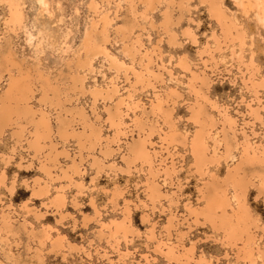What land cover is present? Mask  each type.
Segmentation results:
<instances>
[{
	"label": "rangeland",
	"instance_id": "374dc122",
	"mask_svg": "<svg viewBox=\"0 0 264 264\" xmlns=\"http://www.w3.org/2000/svg\"><path fill=\"white\" fill-rule=\"evenodd\" d=\"M42 1L45 6L39 5L37 0H0V47L4 40L8 39L15 58L22 68L29 70L35 86L38 87L39 83L36 84L37 72L34 73V69L42 75V80L47 81L51 89L47 93L48 103L61 102L60 106L64 111L74 113L79 121L76 127L78 131L82 130L79 125L82 116L83 121L92 124L99 131L101 145L99 140L93 150L82 151L78 173L72 175L71 157L79 152L76 143L73 139L66 142L57 140L59 144L53 155L58 165L51 170L53 180H50L41 172L37 158H33L31 152L23 149L24 142L14 146L10 135L6 133L0 141V158H12L6 165L0 160V179H3V185L0 186V208L5 212L9 210L13 215H10V229L0 233V264H11L4 258L5 251L17 257V262L20 260L21 264H168L165 259L153 253L154 245L148 236L153 229L157 239L167 241L163 227L170 214L175 216L174 229L181 233L184 247L192 249L188 264H247L244 260L236 261L235 250L224 245L220 240L221 233L214 232L208 225L193 223L189 226L191 229H188L184 222L187 207L200 210L205 206L199 199L198 192L203 181H210L213 176L218 184L226 185L227 170L237 163L240 149L233 151V159L226 161L221 158L218 164L206 166L204 175L199 176L194 173L187 145L183 148L173 143L167 152L162 148L160 137L169 131L161 115L149 113V104L154 99L153 94L160 95L161 99L166 101L165 94L169 89H175L180 97L171 98L177 99L172 111L173 131L188 142L196 131V126L189 120L190 107L195 102V97L187 87L189 74L177 64L180 60L185 61L192 71L199 73L203 69L200 59L209 60V55L212 54L217 67L208 62L214 71L213 76H210L212 73H207L212 80L211 87L205 93L207 100L219 107V110L225 109L236 119L234 130L239 143L242 141L239 133L244 129L253 146L264 148V82L256 99L252 91L244 87L239 77L241 72L245 73L246 65L251 64L255 70L252 71L253 68L250 67L247 69L254 74V81H264V29L257 19L254 0H244L249 1L251 7L247 14L236 7L232 0H219L222 9L241 27V46H238L237 41L229 42L223 39L217 24L209 19L206 2L181 0L180 11L177 6L179 0H158L154 10L149 12L145 10L143 3L135 0L139 26L131 37L139 35L143 47L149 51H153L155 46L158 47V51L153 53V61L161 81L157 80L152 86L144 82L137 83L133 87L125 80L122 72L109 68L103 57L93 60L91 71L75 70L73 64L71 68L66 66L82 53L84 32L92 19L97 20V16L89 9L90 0ZM260 1L259 7L264 9V0ZM100 6V13H106L110 18L115 14L117 16L108 28L111 35L107 48L118 60L128 64L130 57L123 53L126 40H121L114 33L128 17L125 16V0H111L109 4L102 3ZM12 9L18 10L20 15L19 24L15 26L9 25ZM166 9L171 11L175 20L179 19L178 24L171 26V30L177 35L176 40L181 43L174 48L166 44V37L160 31L162 13ZM185 30L195 35V46L191 45L187 38H182L181 34ZM214 38L222 41L219 49ZM232 50L235 53L241 52L242 62L231 59ZM138 58H133V66L137 70ZM162 66L170 71L171 76ZM74 72L85 76V90H104L111 80L118 92L111 99L102 100L98 97L92 106L89 92L86 91L82 95L72 87L71 78L76 76ZM247 76V73L244 74V78ZM4 85V80H0V90L4 89ZM41 97L39 87L35 88L31 106L48 114L49 122L55 131L54 108L41 106ZM121 101L128 105V109L124 105L119 106L123 115L124 135L116 136L114 129L109 127L107 109L110 111ZM137 101L144 105L146 114L142 113V104L136 109L133 108ZM246 104L258 108L259 121L251 120ZM209 113L217 121L215 129L219 128L218 114L210 108ZM136 117L147 126L150 123L156 126L157 131L149 137L155 165L161 168L164 164L169 165L172 159L174 166L171 179L165 178L161 173L157 179L162 197L156 200L154 210L145 203L143 183L146 179V167L140 169L138 163H135L127 172L122 160L125 142L129 145L133 141L132 138H136L137 129L132 124ZM217 130L210 131V134L216 133ZM88 132L89 130L85 129V133ZM52 139L55 140L56 135H53ZM106 143H110L109 150L101 161V170L96 172L97 169L91 165L92 154L97 156L100 148H104ZM208 145L212 146V143ZM220 151L217 150V153ZM168 154L171 158H168ZM64 170L71 175L70 180L60 178ZM240 174L243 175V172ZM245 177L257 183V180L248 174ZM36 182L40 187L46 183L48 193L33 197L31 188ZM11 186L13 190L10 194L8 189ZM226 189L228 196H231V187L227 185ZM113 190L116 191L114 201L111 200ZM57 192L63 195L64 207L54 212L49 204ZM252 192H255L256 196L250 200ZM260 199L257 189L249 186L243 203L255 221V227L252 225L250 228V232L255 235V244L252 243L251 246L253 264H264V219L254 207L259 206ZM231 205L235 207V202H231ZM126 207L129 213L124 214ZM100 224L105 226L102 228V234H98ZM115 229L119 231L115 238L120 255L112 249L114 241L108 233L109 230ZM124 230L128 231L126 239L123 238ZM174 237L172 235L170 241H175ZM56 241L61 242L62 248L54 253L51 243ZM70 247L75 250H70ZM36 250L39 261L35 258Z\"/></svg>",
	"mask_w": 264,
	"mask_h": 264
},
{
	"label": "bare ground",
	"instance_id": "6f19581e",
	"mask_svg": "<svg viewBox=\"0 0 264 264\" xmlns=\"http://www.w3.org/2000/svg\"><path fill=\"white\" fill-rule=\"evenodd\" d=\"M111 0H100L96 2L95 0H90L89 9L94 15L97 16V20L92 19L91 24L85 30L84 36L82 38V53L79 54L72 63H67L66 66L71 68L72 64L74 69H85L86 71H91L93 69L92 62L98 57H103L108 64V67L114 69L116 72H122L125 80L132 85L137 83H145L152 86L157 80L161 81L160 76L156 73L157 69L153 61V53L158 51V47H154L153 51H149L146 47H143V43L139 35L134 38L131 37L133 31L137 29L138 25V12L136 10L135 0H125L126 3V15L127 19L114 30V33L121 39L126 40L123 45V53L130 57L129 63L126 64L124 61L118 60L107 48L110 41V28L113 20L117 18L116 14L113 18H110L106 13H100V4H109ZM143 3L145 10L151 12L157 5L158 0H137ZM207 3V13L209 19L213 20L225 41L234 42L237 41L238 46L243 44V33L241 27L225 12L219 0H201ZM236 7H238L244 14L249 11V1L244 0H232ZM39 5L45 6L42 0H37ZM253 5L257 7L256 16H258V21L264 29V9L259 7L260 0H254ZM170 4V2H169ZM174 5V4H173ZM178 8L181 11L182 4L179 0ZM251 8V7H250ZM19 11L12 9L9 14V25L15 26L19 24ZM162 22L160 23V31L166 37V44L171 48L180 46V42L176 40L177 35L171 30L173 24H178L179 19H174L170 10L166 9L162 13ZM152 25V24H151ZM182 38H187L191 45L195 46L196 37L193 33L185 30L181 34ZM217 49L220 48L222 41L214 38ZM201 55V54H200ZM138 56L136 60L138 62L139 68L135 69L133 66V58ZM231 59L238 62H242L241 52L235 53L231 51ZM202 70L198 72L192 71L189 65L185 61H179L178 66L189 74L190 77L187 79V87L189 92L195 97V102L190 107L191 115L189 117L190 123L196 126V131L186 142V138L178 137L173 131L174 119L172 118L173 107L176 105L177 99H171L173 96L178 98V92L175 89H169L165 94L166 101L161 99L158 94H153L154 99L150 101L149 113L161 115L164 125L166 126L168 133H163L160 137L161 146L165 151L173 144H179L183 148L188 146V155L192 158V166L194 168V173L199 176L204 175L205 167L210 164H218L219 160L228 161L233 159V151L237 148L240 149L239 157L237 163L234 164L233 168L227 170L226 173V185L221 186L217 181L211 176L210 181H203L202 187L199 189V199L205 204L200 210L186 208V227L191 229L189 226L191 223L195 225L205 226L208 225L214 232H219L222 234L220 239L224 245L232 250H235L236 261L244 260L247 264H253L254 257L251 254L252 243L255 244V235L250 232V228L253 225L255 227V221L252 220L248 208L244 205L243 199L246 196L249 186H253L257 189V195L260 198L264 197V148L256 145L253 146L249 141V136L244 129H241L239 133L242 141L238 142L235 134L236 119L228 114L225 109L219 110L214 104L209 103L206 98V90L211 87L212 80L210 76H213V69L208 65V62L213 63L217 67V62L212 54L209 55V60H202ZM251 64L246 65V71L240 73V78L242 84L245 88L250 89L254 96L257 98L258 91L263 85V80L259 82L254 81V74L252 71L255 69ZM168 75L170 71L163 68ZM36 73V84L40 91L42 92V97L39 100L41 106L53 107L56 113V126L55 131L53 126L49 122L48 114L42 109H33L31 106V100L35 92L34 81L29 73V70H25L21 67L20 63L15 58V53L9 47L8 39L4 40V44L0 47V80H4L5 87L0 90V141L8 133L13 141L14 146L19 145L24 142L23 149L26 152H31L33 158H37L40 164L41 172L47 176L50 180H53L51 170L58 165L56 157L53 153L56 150V146L59 144L57 140L68 141L73 139L76 143L77 152L74 157H71L72 164L70 170L73 174L78 173L79 163H81V153L83 150H93L95 145L100 140L101 137L99 131L94 128L92 124H87L82 120L81 125L82 130H77V123L74 113L69 110H63L60 105L62 103H48L47 93L50 91V87L47 81L42 80L43 77L39 74L37 69L33 70ZM71 78L72 87L77 90L80 94H84L86 91L89 92L90 98L92 100V106L96 103L97 98L100 97L102 100L111 99L118 91L117 87L109 81V85L106 89L93 88L89 90L84 89L85 76L77 74ZM248 74L247 78H244V74ZM171 76V75H170ZM129 77L133 79L130 81ZM155 87L152 89L154 90ZM203 99L204 101H200ZM171 103V105H166V103ZM142 104V103H141ZM140 102L137 101L133 108L136 109L140 107ZM120 105H124L128 109V105L121 101L120 103L114 105V107L107 112V119L109 122V127L113 128L116 136L124 135L123 133V115L121 114ZM144 105H141L142 113H145ZM209 108L216 112L219 117L220 126L215 129L217 121L214 120L213 116L209 113ZM246 110L248 116L253 122L259 121L258 108L252 107L250 104H246ZM134 128L137 129L136 138H132V142H125V154H123L122 160L126 165L125 171H129L132 165L138 163L140 169L146 167V179L144 180V192L146 198V204H148L152 210L155 208L156 200L162 197L160 191V185L157 183V179L161 174L165 178L171 179L172 174H174V166L172 159L169 165H162L159 168L155 165V161L152 155L151 142L149 137L153 132H156V126L153 123L144 124L139 118H135L132 121ZM146 127V128H145ZM85 129L89 130L85 133ZM217 130L216 133L210 134V131ZM53 135H56V139L53 140ZM212 136V137H211ZM93 138V139H92ZM118 139V138H117ZM116 139V142L118 141ZM212 143V146L208 144ZM109 144L106 143L104 148H100L98 155L94 156L92 154V167L97 169L96 172L101 170L102 160L105 157L106 151L109 150ZM87 145V146H86ZM240 145V146H239ZM239 146V147H238ZM217 150H221L217 153ZM13 147L11 152H13ZM151 151V152H150ZM155 153V151L153 152ZM101 154V156H100ZM168 158L171 156L168 154ZM77 159H76V158ZM12 157L9 156L6 160L0 158V160L6 164L10 161ZM166 160L164 159L163 162ZM243 172V175L240 174ZM249 175L257 180V183L252 182L251 178L247 179L245 175ZM65 180H70L71 175L63 171L62 177ZM39 181V180H37ZM46 182V181H44ZM43 182V183H44ZM3 185V179H0V186ZM231 187V196H228L226 186ZM36 182L31 188V195L33 197H38L48 193V185L44 183L42 187ZM13 187L8 189L11 194ZM115 190L111 191V200L115 194ZM114 201V200H113ZM231 202H235V207H232ZM146 206L145 204H143ZM49 206L53 208L54 212H58L64 207L63 195L57 192L54 198L51 200ZM233 208V209H232ZM129 213L127 207L125 208L124 214ZM13 213L9 210L7 212L0 208V233H5V231L10 229V220ZM191 221V222H190ZM175 216L172 214L167 218V222L163 227V232L167 237V241L157 239V236L153 229L149 232L148 239L153 242V253L157 256L165 259L168 264H188L191 259L192 249L184 247L181 239V233L175 231ZM177 224V222H176ZM105 226L100 224V229L98 234H102V228ZM118 229L109 230V237L114 241L112 249L120 255L118 250L117 240L115 236L118 233ZM264 234V229L262 230ZM174 233V234H172ZM128 231L124 230L123 238L126 239ZM174 235L175 241H170L171 236ZM45 238V236H43ZM53 252H58L61 248V242L56 241L51 243ZM27 248V247H26ZM75 248L70 247V250ZM28 250V249H27ZM79 252V251H78ZM4 258L11 264H21V261L17 257H14L8 252H4ZM104 255H106L104 253ZM35 258L39 261L38 251L36 250ZM107 259V258H106ZM209 264V263H207Z\"/></svg>",
	"mask_w": 264,
	"mask_h": 264
},
{
	"label": "snow or ice",
	"instance_id": "6c2138e0",
	"mask_svg": "<svg viewBox=\"0 0 264 264\" xmlns=\"http://www.w3.org/2000/svg\"><path fill=\"white\" fill-rule=\"evenodd\" d=\"M256 196L255 192H252L249 196V199L252 200L253 197ZM256 207V211L260 213L262 219H264V197L260 199L259 206L254 205Z\"/></svg>",
	"mask_w": 264,
	"mask_h": 264
}]
</instances>
